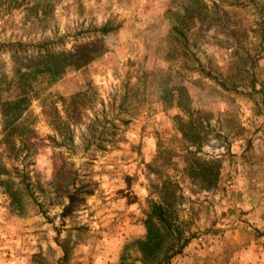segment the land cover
Here are the masks:
<instances>
[{
    "label": "rangeland",
    "instance_id": "1",
    "mask_svg": "<svg viewBox=\"0 0 264 264\" xmlns=\"http://www.w3.org/2000/svg\"><path fill=\"white\" fill-rule=\"evenodd\" d=\"M45 40L101 54L0 105V264H264V0H0V41Z\"/></svg>",
    "mask_w": 264,
    "mask_h": 264
},
{
    "label": "trees",
    "instance_id": "2",
    "mask_svg": "<svg viewBox=\"0 0 264 264\" xmlns=\"http://www.w3.org/2000/svg\"><path fill=\"white\" fill-rule=\"evenodd\" d=\"M31 10L35 13L37 18L41 10L39 3L35 4ZM99 31L101 32L100 35L105 36L110 34L113 29L112 27L104 25L99 28ZM51 43H53V41L48 40L37 43L0 41V52L6 51L10 53L11 69L13 76L17 77V88L19 89L17 91V99L13 101L7 100L0 104L2 106L1 115L5 123L17 121L23 114H26L29 104L36 94L35 89H33L34 87H32L33 81L41 79L42 82H46L47 85L52 86L64 76L67 70H79L101 54L98 51L94 54L85 50L91 43L78 45L74 47V50H53L50 47ZM27 46L34 47V51L28 54L27 50L24 49V54L21 53L23 52L21 48ZM79 50H81V52H79ZM59 101L63 103V99H59ZM21 106H24L23 109L20 108ZM50 113L53 117L51 124L57 125L56 122L58 124L61 123L59 110L56 107L53 108V111ZM63 138L68 144L72 143V138L66 134L63 135ZM64 146L69 145L64 144ZM156 211L158 213V221L165 225L166 229H171L170 223L164 218L163 208L160 205H156ZM188 242L189 239H185L179 243L177 249L172 254H179ZM172 254L168 256L167 260L173 256Z\"/></svg>",
    "mask_w": 264,
    "mask_h": 264
}]
</instances>
